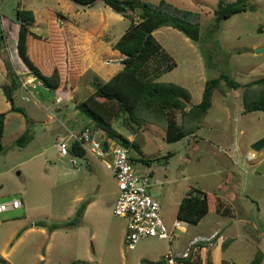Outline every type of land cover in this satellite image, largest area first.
Instances as JSON below:
<instances>
[{
  "label": "rangeland",
  "instance_id": "1",
  "mask_svg": "<svg viewBox=\"0 0 264 264\" xmlns=\"http://www.w3.org/2000/svg\"><path fill=\"white\" fill-rule=\"evenodd\" d=\"M26 1L0 0V111H5L0 202L12 197L21 202L19 207L0 210V264H66L71 259H86L89 264H158L154 259H161L169 250L164 238L146 235L132 248H125L126 220L112 212L116 183L109 171L88 153L59 155L54 143L69 131L92 126L75 104L104 78L90 70L79 76L72 91L65 85L50 89L40 83L30 87L18 82L11 87L10 100L20 109H9L3 62L11 65L17 79L22 76L14 51V10ZM145 1L158 4L160 0ZM165 1L181 10L184 18L197 20L198 37L190 39L169 25L154 29V37L169 56L151 58L144 67L146 74L184 86L192 103L199 100L204 81L220 72L239 85L212 91L203 125L194 136L187 133V137L166 141L164 117L145 115L137 127L131 122L132 131L121 125L120 118L112 125L139 146V152L128 151L133 156L132 167L153 170L149 192L158 200L168 229L176 218L177 201L188 186L214 199L223 195L224 205L232 207L230 215L221 216L210 207L197 222L182 221L185 229H175L177 237L170 243L173 254L195 253L200 257L201 251H211L216 236L220 241L234 236L223 251L227 264L232 260L251 264L253 257V264H264V110L243 111L241 102L244 83L264 74V48L255 50L264 46V0H244L243 10L216 24L213 15L219 0ZM101 5V0H95L94 11ZM172 62L171 68L156 72ZM89 72L91 80L84 83ZM57 96L60 100L54 101ZM167 115L181 122L179 110H169ZM23 130L29 138L16 143ZM97 134L103 136L99 129ZM82 203L85 212L78 223L47 229L51 222L73 217ZM39 219L44 225L34 224ZM239 229L251 237L240 235Z\"/></svg>",
  "mask_w": 264,
  "mask_h": 264
},
{
  "label": "trees",
  "instance_id": "2",
  "mask_svg": "<svg viewBox=\"0 0 264 264\" xmlns=\"http://www.w3.org/2000/svg\"><path fill=\"white\" fill-rule=\"evenodd\" d=\"M81 4H90L93 0H74ZM109 7L129 19L125 30L112 43V47L123 54L120 62L122 66L106 80L95 83L93 90L82 100L75 104L82 115L89 119L90 129H99L103 132V144L108 139H114L124 145L128 151L139 152V146L134 139H129L125 134L117 130L113 125L114 119L120 118L121 125L126 129H133L131 122L137 127L145 119V115L154 118L164 117V139L174 141L182 138L185 134L192 132L211 103V94L215 88L224 90L225 87L235 88L239 82L220 72L216 76L204 81L200 98L197 102L189 101V91L182 85L172 81H162L150 78L144 69L148 61L158 54L169 56L161 47L153 35V30L162 25H169L180 30L190 39H197L199 26L195 18L187 19L180 15L178 8L172 6L165 0L153 4L145 0H102ZM244 0H232L221 3L219 0L214 8L215 24L231 13L243 10ZM51 17V14H49ZM191 16V14H190ZM14 17L17 21L16 49L20 60L24 65L40 78L42 85L55 89L59 87L60 81L56 68L51 72L44 68L43 54L45 41L33 34L28 26L32 23L33 16L29 9L16 7ZM193 17V16H191ZM197 18V15H196ZM63 26L65 19L62 18ZM52 28H50V31ZM64 31V30H63ZM96 31V30H95ZM94 31V32H95ZM39 40L40 42H37ZM4 63L5 76L8 78L7 87L18 83V74L10 64ZM174 62L166 64L164 69L156 71L160 73L169 69ZM77 69H64L63 81L65 86L71 87L76 79ZM62 85V86H63ZM10 110H19L10 100ZM243 111L264 110V74L247 81L243 85L241 93ZM169 110H179L181 122H176L173 117L167 115ZM5 111H0V151L2 150L1 135L3 131ZM88 127V126H84ZM132 131V130H131ZM29 135L23 130L16 138V143L27 140ZM68 151L74 155L82 156L85 150L72 140ZM129 159L133 156L128 153ZM148 161L149 159H143ZM189 187V186H188ZM223 199L208 197L205 191L189 187L186 194L179 199L175 216L177 219L189 223L197 222L209 209L215 211L229 212L231 207L224 205ZM84 204L75 209L73 217L51 222L47 225L48 230L73 225L79 222ZM264 209V204H263ZM35 225H44L43 220L34 221ZM256 258L253 257V261ZM156 259L155 263H160ZM66 264H89L86 259H71Z\"/></svg>",
  "mask_w": 264,
  "mask_h": 264
},
{
  "label": "crops",
  "instance_id": "3",
  "mask_svg": "<svg viewBox=\"0 0 264 264\" xmlns=\"http://www.w3.org/2000/svg\"><path fill=\"white\" fill-rule=\"evenodd\" d=\"M94 1L95 0H93L90 4H81L74 0H72V2L71 0H55V2L48 4L44 0H27L26 4L22 5V8L29 9L33 16L32 23L28 26L29 30L46 43L43 54L44 68L48 70V73L51 72L53 68L57 69L61 84L57 88L62 87L64 84L63 73L66 68L77 69L78 72L74 84L71 87H68V89L72 91L75 88L81 74L88 73V71L91 70L94 71L95 74L99 73L104 80H106L122 66L120 59L123 54L113 48L112 43L125 30L129 23V19L120 12L106 7L102 0V5L97 6L98 10L94 11ZM49 14H51V17ZM62 18L65 19L64 26ZM50 28H52L51 31ZM16 38L17 27L15 32L14 51L22 66V73L20 74H22V76L34 75L38 83H41L40 78L27 69L24 63L20 60L16 49ZM37 42L40 41L37 40ZM90 74V72L87 74L88 77L85 79L84 83H86L87 80H91V75L93 74ZM5 87H7V85ZM92 90L93 89L89 88V93ZM202 123L203 119L198 123V126L192 132L188 133L187 136H194L196 134L195 130H198V128L203 125ZM96 130L97 134L98 129ZM144 170L145 171L139 172H148L149 176H152V169ZM218 197L221 199L224 198L223 195H218ZM225 200L223 199V201L227 203ZM263 204L264 202L262 203V206ZM84 212L85 209L81 212L82 216H84ZM216 212L221 216L224 215V213H227L221 211ZM230 214L231 213L228 212V215ZM182 221L184 220H181V229L178 230L185 229ZM223 221L224 220L219 223ZM227 222L229 221L227 220ZM216 231L217 229L215 228L213 232L215 233ZM51 232L52 231H50V233ZM239 233L240 235L246 234L251 237L250 233L246 230L240 231L239 229ZM176 237L177 234L170 242H168V252L170 253H172L170 243L175 240ZM216 238V243L211 248V251L208 249H206L205 252L201 251L200 257L195 253L172 254L175 257L181 258L186 264H227L225 258H223V251L235 237H226L221 241L219 236H216ZM262 257V255L260 258L258 257V261H261ZM196 258L198 259L196 260ZM250 263L253 264V258ZM231 264L241 263H235V261L232 260Z\"/></svg>",
  "mask_w": 264,
  "mask_h": 264
},
{
  "label": "built area",
  "instance_id": "4",
  "mask_svg": "<svg viewBox=\"0 0 264 264\" xmlns=\"http://www.w3.org/2000/svg\"><path fill=\"white\" fill-rule=\"evenodd\" d=\"M19 82L22 86L34 87L38 81L34 75L22 76ZM57 96L54 101H59ZM96 128L85 127L80 131H69L66 136L55 140L59 155L68 152L70 142L75 140L88 153L96 157L114 177L116 194L111 209L115 215L125 218L126 231L123 236L125 248H132L138 238L146 235H157L170 242L175 236V229H181V220L173 219L168 229L160 215V205L148 190L150 185L149 173L139 172L132 167L128 149L114 139H108L103 144V137L96 134ZM189 190L187 187L184 194ZM20 199L12 197L0 202V210L8 207H19ZM160 264H186L181 258L167 252L160 259Z\"/></svg>",
  "mask_w": 264,
  "mask_h": 264
},
{
  "label": "water",
  "instance_id": "5",
  "mask_svg": "<svg viewBox=\"0 0 264 264\" xmlns=\"http://www.w3.org/2000/svg\"><path fill=\"white\" fill-rule=\"evenodd\" d=\"M262 48H264V46L256 47L255 50L258 51V50H260ZM4 90H5V96H6V98H8L9 97V89H8V87H5Z\"/></svg>",
  "mask_w": 264,
  "mask_h": 264
}]
</instances>
